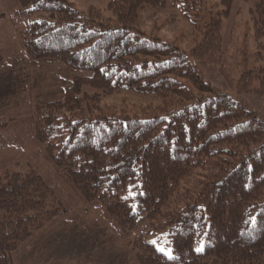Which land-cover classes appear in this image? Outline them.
Wrapping results in <instances>:
<instances>
[{"label":"trees","instance_id":"16d2710c","mask_svg":"<svg viewBox=\"0 0 264 264\" xmlns=\"http://www.w3.org/2000/svg\"><path fill=\"white\" fill-rule=\"evenodd\" d=\"M17 1L24 6L21 15L49 17L20 32L27 55L84 73L63 100L38 104L32 134L81 197L102 205L122 235L162 217L180 194V183L206 170L193 196L164 216L173 257L138 240L133 243L138 264H264V117L216 89L202 72L222 62L233 0H223L226 9L217 15L208 12L191 50L140 28L141 13L162 12L168 0H109L106 11L114 19L108 20L94 9L82 13L67 0ZM255 1L251 39L256 58L263 59L264 0ZM184 2V17L193 27L198 17L189 8L200 3ZM260 74L249 70L241 79L246 84L236 88L239 94L258 82L256 94L263 96ZM187 84L201 98L195 100ZM124 92L185 104L170 116L103 115V97ZM7 125L0 121V140ZM58 203L36 171L6 172L0 179V264H13L20 246L65 214Z\"/></svg>","mask_w":264,"mask_h":264},{"label":"rangeland","instance_id":"374dc122","mask_svg":"<svg viewBox=\"0 0 264 264\" xmlns=\"http://www.w3.org/2000/svg\"><path fill=\"white\" fill-rule=\"evenodd\" d=\"M67 1L82 13L94 9L101 12L100 17L104 20L114 19L112 13L106 11L109 0ZM222 2L198 0L197 9L190 6L191 17H198L197 25L192 27L184 17V0H168L162 12H142L140 28L149 36L180 43L183 48L190 49L204 31L208 12L217 15L226 9ZM255 3V0H233L230 18L224 23L222 62L219 66L203 68L202 72L205 80L216 89L244 101L264 117V95L256 94L260 92L259 83H252L248 88L250 92L244 94L237 90L239 84L241 88L246 84L247 81L244 79L241 83V79L249 70L254 71V75L264 72V58H256L251 39V11ZM23 10L24 6L17 0H0V55L3 58L0 64V121L8 122L0 140V179L8 171L21 174L36 171L55 191L61 204L58 206L65 214L47 223L32 240L20 246L13 255V264H138V252L133 245L138 240L147 241L166 256L158 251L163 247L173 257L167 231L163 230L164 216L181 208L187 198L193 196V189L206 170L197 171L180 183V194L177 193L163 208L162 217L153 223H139L133 231L122 235L102 205L81 197L70 180L58 171L46 146L37 143L32 134L38 104L63 100L74 78L84 76V73L58 60L36 61L27 55L20 32L27 25L49 17L44 13L21 15ZM187 86L194 92L195 100L201 98L190 85ZM84 91L91 93L90 88ZM103 98L102 114L108 117L170 116L185 104L175 97L163 100L131 92ZM98 115L93 112V117ZM186 190L192 193L188 192V195Z\"/></svg>","mask_w":264,"mask_h":264},{"label":"snow or ice","instance_id":"6c2138e0","mask_svg":"<svg viewBox=\"0 0 264 264\" xmlns=\"http://www.w3.org/2000/svg\"><path fill=\"white\" fill-rule=\"evenodd\" d=\"M133 211H135V206H133ZM197 251H202V247H198L196 249ZM158 251L164 253L166 256H168L170 259L172 258V255H171V252L170 251H166L165 248L161 247V248H158Z\"/></svg>","mask_w":264,"mask_h":264}]
</instances>
